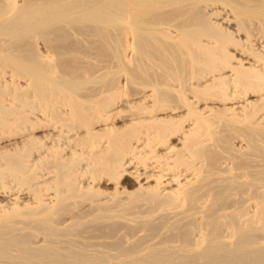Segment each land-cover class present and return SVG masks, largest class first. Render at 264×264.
Listing matches in <instances>:
<instances>
[{"label": "bare ground", "instance_id": "6f19581e", "mask_svg": "<svg viewBox=\"0 0 264 264\" xmlns=\"http://www.w3.org/2000/svg\"><path fill=\"white\" fill-rule=\"evenodd\" d=\"M0 264H264V0H0Z\"/></svg>", "mask_w": 264, "mask_h": 264}]
</instances>
